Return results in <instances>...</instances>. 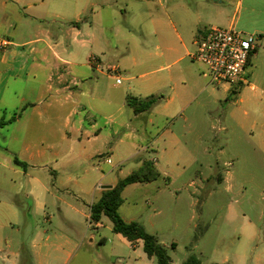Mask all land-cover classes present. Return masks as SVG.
Returning a JSON list of instances; mask_svg holds the SVG:
<instances>
[{
	"label": "rangeland",
	"instance_id": "374dc122",
	"mask_svg": "<svg viewBox=\"0 0 264 264\" xmlns=\"http://www.w3.org/2000/svg\"><path fill=\"white\" fill-rule=\"evenodd\" d=\"M145 2L130 1L126 8L121 0L119 29L102 32L115 51L96 56L103 72L93 70V78L100 80L102 100L91 101V122L110 133L111 144L96 159L97 172L88 181L113 185L142 161L156 160L157 181L125 189L119 210L124 220L155 235L172 264L190 259L264 264V151L259 141L264 113L258 107L264 63L248 66L242 84L212 83L206 66L189 57L196 51L193 41L186 40L188 47L182 48L174 29L160 23H169L168 16L177 20L176 12L163 10L169 0ZM170 48L179 49L177 57H169ZM176 71L182 78L174 83L168 78ZM130 96L162 100L136 115L127 105ZM19 129L8 126L0 132V188L18 191L16 215L0 206V264H156L143 243L133 248L113 233L109 218L102 219L101 228L89 225V206L99 190L82 191L79 170L59 160L44 173L24 161L27 144L50 152L52 144L60 150L63 141L34 133L24 143L17 138ZM15 158L28 164L27 171Z\"/></svg>",
	"mask_w": 264,
	"mask_h": 264
},
{
	"label": "crops",
	"instance_id": "0c3cea01",
	"mask_svg": "<svg viewBox=\"0 0 264 264\" xmlns=\"http://www.w3.org/2000/svg\"><path fill=\"white\" fill-rule=\"evenodd\" d=\"M124 1L129 8L130 1L141 4L150 0ZM120 2L0 0V120L16 118L14 122L0 126V132L8 126H19L17 138L21 142H31L34 133L47 136L48 141L52 138L57 139L56 142L63 141L60 150L53 148L55 145L52 144L50 152L27 144L24 161L42 168L44 173H49L50 165L59 164V160L61 166L79 170L84 179L82 191L99 190L98 198L90 206L106 187L117 184L104 186L88 180L97 172L96 159L103 157L104 148L111 144L110 133H101L97 123L91 122L94 107L90 103L97 98L102 100L98 96L100 80L93 78V70L103 71L102 59L98 58L101 69L90 63V59L97 55L109 57L114 53L115 47L103 38L102 32L119 29ZM163 10L165 13H177L176 21L168 16L169 23H160L169 24L174 29L182 48L188 47L186 40H189L193 41L196 50L197 42L211 27L234 28L244 35L256 37L257 47L249 66L264 63V0H169L163 5ZM141 11L145 16L146 8ZM2 41H7L8 45L2 47ZM169 50L172 52L170 58L177 57L179 49ZM183 59L181 56L175 63ZM107 76L113 78L110 74ZM181 78V73L176 71L168 79L177 83ZM258 107L264 113V91ZM19 111H23L21 115ZM259 128L260 148L264 151V119ZM115 134L117 132L112 133L113 136ZM109 151H112L111 146ZM106 158V161H111L110 156ZM152 162H155V167L158 165V161ZM135 185L138 184L129 187ZM42 187L49 190L45 185ZM0 191L5 193L1 194L0 206L4 205L12 215H16L14 196L18 191L2 188ZM102 226L100 223L97 228ZM138 243L128 244L134 248ZM5 263L10 264L11 261Z\"/></svg>",
	"mask_w": 264,
	"mask_h": 264
},
{
	"label": "trees",
	"instance_id": "16d2710c",
	"mask_svg": "<svg viewBox=\"0 0 264 264\" xmlns=\"http://www.w3.org/2000/svg\"><path fill=\"white\" fill-rule=\"evenodd\" d=\"M250 63L251 62H249V65ZM161 100L162 97L155 96L147 98L130 96L127 99V105L133 109L136 115H139L150 112ZM25 108L26 107H24L23 110H25ZM15 119L16 118H13L9 121L0 120V126L10 124L14 122ZM15 164L27 171L28 164L25 162L15 158ZM160 177L161 175L152 161H142L137 170L119 180L115 186L105 189L102 192L100 198L90 206L88 222L91 227L97 228V225L102 223V219L107 217L112 223L113 233L121 236L128 243H143V251L147 258L150 260L155 259L156 264H172L167 250L155 235L148 233L145 227L138 222H126L119 214V209L124 203L123 192L127 187L134 184H149L157 181ZM172 246L174 247L175 245L173 244ZM185 264L199 263L195 259H190Z\"/></svg>",
	"mask_w": 264,
	"mask_h": 264
},
{
	"label": "built area",
	"instance_id": "2783aa9c",
	"mask_svg": "<svg viewBox=\"0 0 264 264\" xmlns=\"http://www.w3.org/2000/svg\"><path fill=\"white\" fill-rule=\"evenodd\" d=\"M1 45L6 47L8 42L2 41ZM256 47L253 35H244L234 28L211 27L197 42V49L190 58L206 66L212 83L239 85L244 82L243 76ZM90 63L101 69L97 57H91ZM107 162L111 163L110 160Z\"/></svg>",
	"mask_w": 264,
	"mask_h": 264
},
{
	"label": "water",
	"instance_id": "95a60500",
	"mask_svg": "<svg viewBox=\"0 0 264 264\" xmlns=\"http://www.w3.org/2000/svg\"><path fill=\"white\" fill-rule=\"evenodd\" d=\"M108 188H110V187H106V189H108Z\"/></svg>",
	"mask_w": 264,
	"mask_h": 264
}]
</instances>
